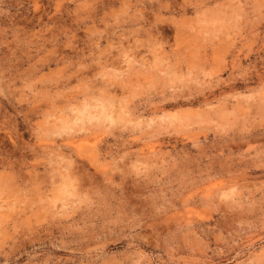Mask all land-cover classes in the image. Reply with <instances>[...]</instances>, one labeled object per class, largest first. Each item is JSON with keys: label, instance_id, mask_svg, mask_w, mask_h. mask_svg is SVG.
Masks as SVG:
<instances>
[{"label": "rangeland", "instance_id": "obj_1", "mask_svg": "<svg viewBox=\"0 0 264 264\" xmlns=\"http://www.w3.org/2000/svg\"><path fill=\"white\" fill-rule=\"evenodd\" d=\"M0 264H264V0H0Z\"/></svg>", "mask_w": 264, "mask_h": 264}, {"label": "bare ground", "instance_id": "obj_2", "mask_svg": "<svg viewBox=\"0 0 264 264\" xmlns=\"http://www.w3.org/2000/svg\"><path fill=\"white\" fill-rule=\"evenodd\" d=\"M77 125V124H76Z\"/></svg>", "mask_w": 264, "mask_h": 264}]
</instances>
